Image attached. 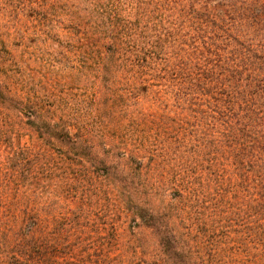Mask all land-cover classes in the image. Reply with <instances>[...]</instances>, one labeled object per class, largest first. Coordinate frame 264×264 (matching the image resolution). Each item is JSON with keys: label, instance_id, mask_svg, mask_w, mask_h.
<instances>
[{"label": "trees", "instance_id": "obj_1", "mask_svg": "<svg viewBox=\"0 0 264 264\" xmlns=\"http://www.w3.org/2000/svg\"><path fill=\"white\" fill-rule=\"evenodd\" d=\"M76 2L77 22L103 39L90 45L100 57L99 70L113 83L124 81L129 89L139 84L142 92L149 89L167 96L166 103L187 106L186 117L178 115L169 125L177 155L168 158L166 145L161 157L153 154L149 138L143 137L136 146L128 140L113 144L114 159L106 164L92 151L90 135L83 139L69 125L48 121L40 123L38 138L47 147L58 144L59 155L38 144L13 147L7 137L10 103L28 110L27 119L32 108L0 91V117L9 127L0 129V147L9 149H0V264H136L115 253L114 194L107 187L108 173L99 171L114 166L123 173L117 193L132 204L130 217L164 235L163 264L183 261L178 255L187 250L162 225L168 219L204 215L210 201L232 202L237 221L255 224L254 214H264V0ZM145 126L141 132L149 135ZM188 165L198 168L196 174ZM227 168L238 191L225 190V177H220ZM93 172L103 184L93 195L109 199L110 209L84 204L87 194L81 187V206L74 213L67 206L71 180H91ZM197 178L200 193L194 187ZM215 187L220 192L211 198ZM62 199L65 205H57ZM241 199L250 206L244 209ZM96 214L100 219H91Z\"/></svg>", "mask_w": 264, "mask_h": 264}, {"label": "rangeland", "instance_id": "obj_2", "mask_svg": "<svg viewBox=\"0 0 264 264\" xmlns=\"http://www.w3.org/2000/svg\"><path fill=\"white\" fill-rule=\"evenodd\" d=\"M76 7V0H0V91L21 102L22 106L25 103L32 108V117L27 119L25 112L28 110L10 103L11 133L7 137L12 140L13 147L17 143L38 144L41 149L59 155L56 151L58 144L47 147L38 138L40 123L48 121L51 124L69 125L71 133L83 139L90 135L92 151L100 159H105L106 164L114 159L116 149L112 147L113 144L128 140V145L136 146L143 137L149 138L146 141L153 147L148 151H153V154L161 157L163 145H166L168 158L177 155L173 149L176 145L169 142V125L178 115L186 117L187 106L174 104L172 100L166 103L163 98L166 100L167 96L150 94L149 89L142 92L139 84L129 89L124 81L113 83L107 73L98 69V66L101 67L100 57L90 46L103 39L93 38L88 25L77 22ZM12 107H16V110ZM159 122L163 123L160 127L156 126ZM143 126L149 135L141 132ZM0 129H9L6 120L1 117ZM0 149L3 151L6 147ZM140 156L145 157L146 154ZM201 167L200 164L198 168ZM117 168L99 170L100 173H108L107 187H111L114 194L113 197L109 196L115 205L113 222L119 233L115 253L120 252L136 264H163L165 257L162 255L161 238L164 235L130 217L132 204L117 193L123 179V173L114 171ZM189 168L196 174L198 168ZM228 173L230 175L229 168L220 177H225V190L238 191L235 190L237 182L234 178H228ZM92 177L85 181L71 177L67 206L74 213L81 206V187H85L87 194L84 204L110 209L109 199L93 195L94 190L103 184L100 175L93 172ZM193 180L196 191L200 193L201 183L198 178ZM219 189L215 187L211 190V198H217ZM99 198L101 201L98 202ZM227 203L210 201L204 215L178 217L163 222L167 232L179 245L183 241L187 249L183 255H178V259L184 260L176 264H264V214H254L255 218L251 221L254 220L255 224L246 219L247 223L243 225L234 215V204ZM239 203L244 209L250 206L246 199H241ZM57 205L64 206L65 201L62 199ZM96 215L99 216L90 215L91 219H100V214ZM107 232L102 230V233ZM114 249L111 251L114 252Z\"/></svg>", "mask_w": 264, "mask_h": 264}]
</instances>
